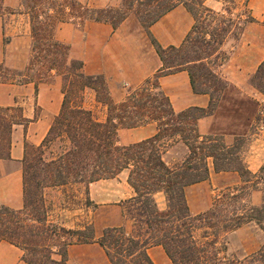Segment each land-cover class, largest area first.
Masks as SVG:
<instances>
[{
    "label": "trees",
    "instance_id": "16d2710c",
    "mask_svg": "<svg viewBox=\"0 0 264 264\" xmlns=\"http://www.w3.org/2000/svg\"><path fill=\"white\" fill-rule=\"evenodd\" d=\"M207 1L122 0L117 8L94 9L79 0H20L21 10L29 17L31 56L23 71L0 64V83L37 84L55 74L62 79L63 93L60 112L42 142L38 146L25 143L23 209L0 205V242L20 249L24 263L67 264L68 246L95 242L110 264H153L147 250L155 246L162 248L171 264H264V241L248 256L238 258L228 253L229 234L244 225L253 224L264 237V163L253 173L242 156L246 137L264 128V105L245 98L248 129L231 141L212 132L203 135L198 129V121L213 116L230 89L209 66L210 61L224 64L229 52L223 47L233 48L244 28L257 20L248 8L249 0H212L220 5L218 9L208 7ZM177 6L183 7L193 22L178 47L164 48L149 29ZM3 13L15 11L5 9L0 0V16ZM129 16L145 30L162 66L140 86L130 89L120 102H114L104 78L84 75L82 62L69 59V46L57 41L54 31L59 23L85 20L105 22L116 29ZM179 71L187 72L193 93L209 96L206 108L173 110L160 89L159 78ZM249 85L264 96V60ZM86 89L92 90L97 103L106 108L104 121H98L82 105ZM24 123L20 108H0V159L9 157L13 127ZM148 123L156 127L152 137L119 145L120 128ZM175 142L181 143L186 152L179 161L166 162L163 156ZM55 145L56 155L45 160L46 150ZM123 172L133 192L121 203L123 217L132 225L130 231L124 225L106 227L96 237L91 224L65 230L50 224L46 212L40 216L32 213V196L39 189L83 184L87 193L89 184ZM211 172H235L241 185L223 191L206 210L193 215L185 190L208 180ZM253 191L261 195L257 205L250 201ZM158 194L164 200L162 209L155 198ZM85 204L94 206L88 198ZM59 231L71 239L60 237V247L51 245L49 239L57 238Z\"/></svg>",
    "mask_w": 264,
    "mask_h": 264
},
{
    "label": "crops",
    "instance_id": "0c3cea01",
    "mask_svg": "<svg viewBox=\"0 0 264 264\" xmlns=\"http://www.w3.org/2000/svg\"><path fill=\"white\" fill-rule=\"evenodd\" d=\"M79 2L89 8L103 9L117 8L122 0H79ZM2 5L5 9L14 10L15 13H3L0 16V64L12 70L23 71L31 56L28 15L21 10L20 0H2ZM258 11L261 12L263 19L264 10L260 7ZM192 22L187 11L177 6L153 24L149 31L160 46L178 47ZM54 38L69 46L70 60L82 62L84 75H100L104 78L114 102H120L124 98L126 88L134 89L140 86L162 66L159 56L147 39L145 30L135 24L133 16L125 19L116 29L108 23L91 20L82 23H59L55 28ZM238 42L228 61V67L233 66L231 64L241 58H244L246 63L237 66L234 73L229 72L227 81L240 89L257 92L249 85L248 79L264 59V51L259 58L254 54L256 45L264 46V25L259 23L247 25ZM251 59L256 61L252 62ZM61 86L62 79L55 74L50 80L37 84L0 83V108H20L21 117L25 121L23 125L13 127L9 157L0 159V205L16 211L23 209L24 146L25 143L38 146L45 138L61 109L63 101ZM159 86L175 112L190 107L206 108L209 104L208 95L193 93L186 71L159 78ZM90 110L93 112L92 109ZM105 117L106 114L102 119L97 120L102 122ZM213 118L214 115L202 118L198 121V125L206 130ZM155 133V125L148 123L136 128H120L117 138L119 145H129L148 139ZM97 184L98 182L89 184V191ZM132 195V189L129 187L127 194L115 200L112 205L97 207L99 209L106 207L119 214L108 227L127 224L121 203ZM93 203L97 204V201ZM147 253L153 264H171L159 246L150 247ZM21 258L20 249L6 242H0V264H26ZM67 264L110 263L101 247L93 242L68 246Z\"/></svg>",
    "mask_w": 264,
    "mask_h": 264
},
{
    "label": "rangeland",
    "instance_id": "374dc122",
    "mask_svg": "<svg viewBox=\"0 0 264 264\" xmlns=\"http://www.w3.org/2000/svg\"><path fill=\"white\" fill-rule=\"evenodd\" d=\"M263 4L264 0L248 1V8L250 9L251 15L257 20V23L262 25H264L262 23L264 18L262 19L261 12L258 11V9L261 7L262 10H264ZM206 5L214 9L220 7L218 3L212 0L207 1ZM238 11H242V6L239 7ZM27 19L29 21V17H27ZM135 24L141 26L137 19H135ZM238 43L239 42H236L233 48H230L231 45L223 47V51L229 52L228 60L224 64L221 65V62L216 59H212L209 63V66L228 82L230 89L225 91L224 101L219 103L210 125L207 128L204 127L206 130H203V128L198 125L201 134L204 135L209 132L216 133L223 135L227 141H231L234 135L247 132L248 123L245 121L247 116L244 106L245 98H251L260 106L264 105V96L259 92H252L250 89H240L227 81V74L229 72L234 73L237 66L246 63V61L243 60L244 58H241L231 64L233 66L230 68L228 67V61ZM263 51V45H256L254 54L259 58V55H261ZM252 52L253 51H251L250 54H252ZM251 60L252 62L256 61L255 59ZM44 76L48 78V76ZM129 91V88L124 90V97ZM82 100V105L84 104L85 108L92 109V113H94L96 119H102L103 116L107 114L106 108L102 104L97 103L95 93L92 90L86 89L83 92ZM97 104L101 107L99 108ZM102 108H104V110ZM259 129L257 133L246 137L242 152L246 166L253 173H256L264 163V128ZM56 145L52 147V149L46 150L43 155L45 160H49L56 155ZM28 151L31 152L30 147H28ZM185 152V147L181 143L175 142L167 148L163 158L166 162H177L183 157ZM32 155L33 154H31V156ZM125 179L126 173L123 172L115 178L97 181L98 184L93 185L91 191L88 189L87 193L83 184H68L59 187H48L43 190L39 189L37 194L32 196V213L34 216H40L46 212L50 224L64 228L65 230L79 229L86 224H91L94 227L95 236L98 237L102 230L108 227L119 214L106 207L103 209L97 207L112 205L115 200L123 198L129 190ZM240 185V178L235 172H211L208 180L190 186L185 190L186 200L191 214L196 215L203 212L211 205L216 196L227 189H232ZM87 198L89 201L92 199L93 201H90L92 203L97 201V204L93 203L94 206L86 205L85 201ZM155 198L159 208L162 209L164 207L162 195L158 194ZM260 198L261 195L259 192H251L250 201L252 204L257 205L260 202ZM126 222L125 228L127 231H130L132 228L131 222L129 220H126ZM58 233L57 238L49 239L48 242L51 245L60 247L63 240L67 241L71 239L62 231ZM60 237L64 239L62 240ZM263 241L264 237L262 232L256 226L253 224L244 225L229 234L228 253L238 258L248 256L257 251L261 247Z\"/></svg>",
    "mask_w": 264,
    "mask_h": 264
}]
</instances>
